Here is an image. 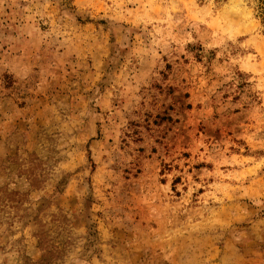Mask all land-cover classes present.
I'll return each mask as SVG.
<instances>
[{
	"label": "rangeland",
	"instance_id": "1",
	"mask_svg": "<svg viewBox=\"0 0 264 264\" xmlns=\"http://www.w3.org/2000/svg\"><path fill=\"white\" fill-rule=\"evenodd\" d=\"M257 0H0V264H264Z\"/></svg>",
	"mask_w": 264,
	"mask_h": 264
},
{
	"label": "trees",
	"instance_id": "2",
	"mask_svg": "<svg viewBox=\"0 0 264 264\" xmlns=\"http://www.w3.org/2000/svg\"><path fill=\"white\" fill-rule=\"evenodd\" d=\"M257 17L260 20V24L264 31V0H257Z\"/></svg>",
	"mask_w": 264,
	"mask_h": 264
}]
</instances>
